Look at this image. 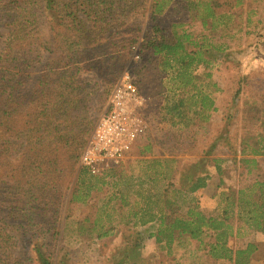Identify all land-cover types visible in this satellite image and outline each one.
Here are the masks:
<instances>
[{"label":"trees","instance_id":"1","mask_svg":"<svg viewBox=\"0 0 264 264\" xmlns=\"http://www.w3.org/2000/svg\"><path fill=\"white\" fill-rule=\"evenodd\" d=\"M33 1L0 0V7L10 6V10L17 13L5 25L12 29L0 53V264H69L65 257H59L58 253L54 255L52 249L58 247L60 232L56 225L59 205L65 189H68L67 185L71 183L70 177L76 175L69 205L85 203L92 191L98 189L97 182L102 186L109 184L115 190L109 199L111 201L124 195L120 187L132 188L136 185L141 188L144 181L155 183L160 176L164 177L158 168L162 167L163 162L157 158L143 160L149 165L140 176L127 175L123 171L118 173L116 169L92 176L80 166L88 140H83L81 132L74 137L68 131L64 135L58 127L62 117L59 113L65 108V102L68 105V91H73V81L87 60L81 58L85 53L82 42L92 33H88L82 19L91 18L92 14L99 17L101 13L104 16L101 8L105 3L101 0H41L42 13L45 18L47 15V18L55 21L54 28L63 27L66 22L73 28L69 27L70 33L64 35L57 45L52 36L50 45L40 38V43L35 47L36 43L32 40L39 38L41 32L36 33L38 37L31 35V27L37 20L34 18L35 11L32 12ZM37 2L39 5V0ZM121 2H110L113 15L124 8ZM229 4L228 0H152L150 19L153 36H145L142 49L149 51L151 58L157 59L154 71L158 72L160 79H156L150 108L156 123H168L184 130L197 124L196 117L199 122L207 121L209 117L206 113L215 109L211 95L219 91L217 83L210 80L207 82L210 89H202L197 85L199 78L195 71L199 66L209 68L216 60L215 53L221 54L225 45H214L203 33L199 34L201 37L195 36L192 29L198 26L197 22L203 29L211 30V35L220 28H229L234 14L219 12ZM243 4V0H236L235 6L242 7ZM93 6L96 8L93 9ZM251 24L247 19V35L251 33L248 30ZM80 29L85 30L82 32ZM53 30L54 37H57L59 29ZM106 33H109V29ZM123 33L116 27L111 33V36L117 35L120 39L119 43H110L111 52L118 58L124 56L123 51L125 55H130L131 52L127 50L139 38L134 35L133 39H128ZM100 52L104 57L106 51ZM44 53H48V58L39 77H31L28 72L32 68L31 55L41 63ZM142 70L143 73L148 72L150 67L145 64ZM205 76L211 79L210 73ZM29 82L34 85L27 89ZM57 86L61 87L58 92L55 90ZM169 93L173 94L172 100L166 96ZM261 138L251 148L250 152L255 156L264 154ZM245 153L243 149L241 154ZM240 162L247 170L255 164L253 159ZM205 186V177L185 175L178 192L194 194ZM156 194H145L141 199L144 205L134 213V226L158 224L149 238H155L158 244L171 246L182 237L201 242L208 232H213L216 239L210 244L209 252L214 260L254 264L251 261L256 250L253 244L234 252L226 242L233 234L234 223L238 231L242 222L264 234V180H255L242 186L236 193L225 195L222 200L225 203L223 214L217 218L206 216L192 202L187 206L185 217L174 216L168 211L173 201L167 190ZM89 222L90 218L78 222L79 232L86 231L91 236L100 228L96 233L97 238L110 234V229L102 227V220L96 219L87 226ZM19 242L26 243L22 250L20 248L22 255L17 251ZM135 251L137 249L133 247L131 252ZM123 257L117 264L125 263L129 256L125 254Z\"/></svg>","mask_w":264,"mask_h":264},{"label":"rangeland","instance_id":"2","mask_svg":"<svg viewBox=\"0 0 264 264\" xmlns=\"http://www.w3.org/2000/svg\"><path fill=\"white\" fill-rule=\"evenodd\" d=\"M101 1L105 3L101 8L104 16L101 13L99 17L92 14L91 18L82 19L88 33H92L90 38L82 42L85 53L81 58L87 60L73 81V91H68V105L65 102V108L59 113L62 116L58 124L59 130L64 135L67 131L72 132L69 134L72 137L81 132L83 140L89 141L96 124L107 110L113 85L128 71L145 100L143 114L151 128L148 134L133 146L115 171L140 176L149 165L143 163V160L157 158L163 162L162 167L158 168L164 173V177L160 176L155 183L144 181L141 188L136 185L132 188L120 187L123 188L124 195L111 201L109 199L115 190L109 184L102 186L97 182L98 189L92 191L85 203L69 205L76 175L73 178L71 176V183H68V189H65L64 198L59 205V220L56 225L60 232L59 243L52 252L54 255L58 253L59 257H65L69 264H117L125 254L129 257L123 264H234L229 260H214L211 257L210 244L216 239L213 232H208L201 242L182 237L171 246H166L164 243L158 244L155 238H149V234L156 231L158 224L134 226V213L144 205L141 199L145 194H158L167 190L173 201L168 211L174 216L185 217L187 206L192 202L196 203L198 209L206 216L221 217L225 195L236 193L242 186L255 180H264V154L255 156L250 152L259 137H262L264 144V0H243L242 7L235 6L236 0H228L230 4L219 12L234 14L229 28H220L211 35V30L203 29L197 22L198 26L192 29L195 36L201 37L199 34L203 33L214 45L224 44L222 48L225 49L221 54L215 53L216 60L209 68L199 66L195 71L197 79L199 78L197 85L202 89H210L207 85L210 80L217 83L219 91L211 95L215 109L206 113L209 117L207 121L199 122L196 117L197 124L184 130L168 123H156L150 113L156 90L155 82L160 79L158 72L154 71L157 59L151 58L150 52L142 49L145 36L152 35V0H122L124 8L114 15L111 11L112 0ZM32 5V12L35 11L36 14L34 18L37 20L34 27H31V35L38 37L36 33L41 32L39 38L32 40L36 43L35 47L40 43V38L50 45L53 36L57 45L64 35L70 33L71 24L68 22L63 27L54 28L55 21L47 18V15L45 18L41 0L39 5L37 0H34ZM92 8L95 9L96 6ZM16 15L17 13L10 10V6L0 7V53L12 29L5 25ZM247 19L252 22L248 29L251 33L248 35L245 28ZM258 21L260 23L254 28ZM114 27L120 32H125L123 34L128 39H133L134 35L139 36L127 50L131 52L130 55H125L126 52L123 51L124 56L118 58L111 52L110 43L120 42L117 35L111 36ZM53 29H59L58 33L61 35L54 37ZM108 29L109 33H106ZM84 30L80 29L82 32ZM102 50L106 51L104 57L100 52ZM90 53H93L91 57ZM136 53L139 59H135ZM47 55L48 53H44L41 58L44 63H38L33 54L31 55L32 68L28 71L31 77H39ZM145 64L150 67V71L143 73L142 67ZM206 73L211 74V79L205 76ZM164 83L168 85L166 79ZM33 85L29 82L27 89ZM60 89L59 86L55 87L57 92ZM166 96L170 100L173 98L172 93ZM243 149L246 153L242 155ZM243 159H253L255 164L247 170L240 162ZM185 175L205 177V188L194 194L179 193ZM68 215L70 218H67ZM85 218H90L87 226L92 225L96 219L102 220V227L110 229V234L97 238L96 233L100 228L91 236L86 231L79 232L78 222ZM240 225L241 229L238 231L237 224L234 223L233 234L226 242L227 247L235 252L253 244L256 250L251 256V261L254 264H264V234L243 225L242 222ZM25 244L17 243V251L19 252L20 248L22 250ZM133 247L137 251L131 252ZM55 249L59 252H54ZM19 253L22 255L23 252Z\"/></svg>","mask_w":264,"mask_h":264},{"label":"built area","instance_id":"3","mask_svg":"<svg viewBox=\"0 0 264 264\" xmlns=\"http://www.w3.org/2000/svg\"><path fill=\"white\" fill-rule=\"evenodd\" d=\"M135 59H139L138 53ZM145 100L130 72L125 71L113 86L105 114L96 124L80 159L92 176L117 169L133 146L150 131L143 114Z\"/></svg>","mask_w":264,"mask_h":264}]
</instances>
